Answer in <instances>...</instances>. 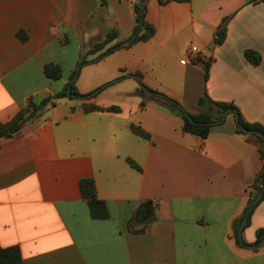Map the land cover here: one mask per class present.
<instances>
[{
  "label": "crops",
  "instance_id": "obj_1",
  "mask_svg": "<svg viewBox=\"0 0 264 264\" xmlns=\"http://www.w3.org/2000/svg\"><path fill=\"white\" fill-rule=\"evenodd\" d=\"M254 1L145 0L154 37L73 79L80 57L109 31L118 32L110 46L129 41L137 0H0V125L52 97L0 141V247H19L24 264H264V246L250 248L264 229V200L243 231L248 246L235 238L264 168L257 143L232 116L205 140L188 134L181 116L142 91L191 113L207 93L264 127V5ZM50 64L61 79L47 78ZM70 83L81 95L101 91L56 98ZM85 105L119 112L87 113ZM84 179L94 181L109 219H92Z\"/></svg>",
  "mask_w": 264,
  "mask_h": 264
},
{
  "label": "trees",
  "instance_id": "obj_2",
  "mask_svg": "<svg viewBox=\"0 0 264 264\" xmlns=\"http://www.w3.org/2000/svg\"><path fill=\"white\" fill-rule=\"evenodd\" d=\"M160 5H166L170 2L177 3H189L191 0H158ZM102 7L106 6V0H100ZM261 2L264 5V0H255L254 3ZM135 13V28L133 35L129 39L128 46H133L140 42H148L151 40L155 33V27L146 21V10L143 13L141 8L139 7V0L134 6ZM227 34V20L223 22L221 27L216 32L215 43L217 45L222 44L226 38ZM21 40H25L26 37H23L21 34L18 35ZM118 38V32L116 30H111L107 33L105 39L102 42L94 44L84 55L80 57V61L78 63V68L73 75V79L79 74L80 70L95 61H99L106 57L108 54L112 53V49L114 46H110L114 41ZM99 54V55H98ZM98 55L96 59L90 60L91 56ZM246 57L253 64H259L261 58L254 52H247ZM45 75L50 80H59L62 78L63 71L60 66L50 64L47 65L44 69ZM139 77V75H138ZM209 77V65L206 67L205 71V79L207 80ZM70 91L65 89L62 93L58 94L56 98L60 99L63 97H74V98H89L94 97L100 90L96 91V93H92L89 95H81L75 87V83L69 84ZM142 91L147 92L152 99L157 100L160 104L169 107L172 111L182 117L184 121V132L188 134H192L205 140L209 137L213 128L221 126L225 123L224 116L227 114L228 116H232L238 118V122L247 130L258 131L264 135V127L259 124H249L242 117L239 109L234 104L229 103H219L213 101L207 93H205L198 101L196 105L197 113H191L187 110L183 105L178 102L166 97L159 92L148 89L142 85ZM52 97L46 98L39 105H29L28 107L22 109L16 117L6 125H0V141L5 138H11L18 134L20 130L23 128L24 124L31 120L37 113V111L43 107H45L50 101ZM34 109V111H32ZM84 110L87 113L90 112H111L117 113L119 110L115 107L103 108L96 105H85ZM191 118L192 120H190ZM133 130L143 136L148 138V136L143 133L140 129L133 128ZM237 132L242 135H248L237 129ZM249 137L255 141L259 147V153L264 160V139L259 136L249 135ZM129 163L132 167L138 169V167L131 161ZM264 185V168L258 175V177L254 180L251 186L250 192V200L249 205L235 226V238L239 246H248L242 238V243L240 242L239 230L241 223L243 222L244 216L249 209V207L254 202L255 198L259 195ZM80 188L82 192L83 199L87 202L90 214L92 219L94 220H107L110 218L109 210L105 202L100 201L97 197V192L95 188V183L92 179H84L80 182ZM264 200V196L260 200V202L254 207L252 212L250 213L247 221V225H249L250 218L254 210L258 207V205ZM264 239V229H260L256 232V244ZM0 264H24L22 253L19 247H10V248H2L0 247Z\"/></svg>",
  "mask_w": 264,
  "mask_h": 264
},
{
  "label": "water",
  "instance_id": "obj_3",
  "mask_svg": "<svg viewBox=\"0 0 264 264\" xmlns=\"http://www.w3.org/2000/svg\"><path fill=\"white\" fill-rule=\"evenodd\" d=\"M139 7L141 8V11L144 13L145 10H146V4H145V0H139ZM129 44V41H125L123 43H120L116 46L113 47L112 51H116V50H119L123 47H125L126 45ZM111 51V52H112ZM226 117H227V114L224 116V121L226 120ZM190 120H192L191 118H189ZM236 125H237V128L242 131L243 133L245 134H248V135H255V136H259V137H262L264 139V135L258 131H253V130H247L246 128H244L242 125L239 124L238 122V118H236ZM264 196V185L262 187V190L261 192L259 193V195L255 198L254 202L252 203V205L249 207V209L247 210L245 216H244V219H243V222L241 224V227H240V230H239V237H240V242L242 243V234H243V231L247 225V221H248V217L250 215V213L252 212V210L254 209V207L260 202V200L262 199V197ZM264 246V239L262 241H260L259 243L251 246L250 248L251 249H258L260 247Z\"/></svg>",
  "mask_w": 264,
  "mask_h": 264
},
{
  "label": "built area",
  "instance_id": "obj_4",
  "mask_svg": "<svg viewBox=\"0 0 264 264\" xmlns=\"http://www.w3.org/2000/svg\"><path fill=\"white\" fill-rule=\"evenodd\" d=\"M192 56L194 57V55H193V54H191V55H190V57H192Z\"/></svg>",
  "mask_w": 264,
  "mask_h": 264
}]
</instances>
